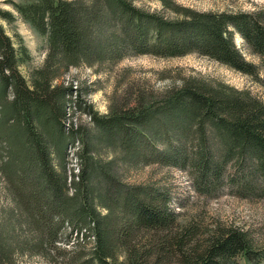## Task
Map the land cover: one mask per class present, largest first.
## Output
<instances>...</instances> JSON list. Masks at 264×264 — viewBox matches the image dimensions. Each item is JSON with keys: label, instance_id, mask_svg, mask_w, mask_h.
Segmentation results:
<instances>
[{"label": "trees", "instance_id": "trees-1", "mask_svg": "<svg viewBox=\"0 0 264 264\" xmlns=\"http://www.w3.org/2000/svg\"><path fill=\"white\" fill-rule=\"evenodd\" d=\"M159 2L161 10L133 0L13 2L19 17L45 37L43 61L29 80L20 71L30 58L27 49L0 23V171L9 204L0 208V264H12L18 251L51 264H238L242 254L254 259L245 230L218 226L197 235L190 225L175 227L163 190L120 182L110 161L101 164L90 153L94 142L116 144L129 161L191 167L203 186L226 178L251 190L254 173L264 170V100L223 81L193 77L160 93L138 88L130 106L100 115L80 98V89L61 80L80 65L189 53L259 79L264 5L201 11L175 0ZM0 19L15 16L0 8ZM236 37L258 63L247 59ZM71 106L89 117L91 136L72 121L65 125ZM74 142L81 144L75 152L79 171L69 181L66 149ZM230 166L234 172L224 174ZM24 223L31 230L26 236ZM88 236L93 245L82 251L78 239Z\"/></svg>", "mask_w": 264, "mask_h": 264}, {"label": "rangeland", "instance_id": "rangeland-1", "mask_svg": "<svg viewBox=\"0 0 264 264\" xmlns=\"http://www.w3.org/2000/svg\"><path fill=\"white\" fill-rule=\"evenodd\" d=\"M26 0H0V8L10 10L15 16L11 22L0 19L7 34L17 45H24L30 58L20 65V71L29 80L31 70L40 66L45 55V37L38 33L29 23L23 21L13 8V2ZM178 4L201 11L249 10L255 5H264V0H175ZM133 2L149 10H161L159 0H133ZM236 44L242 49L247 59L258 63L259 60L250 54L245 44L236 37ZM204 78L223 81L239 89H247L256 97L264 100V69L261 68L259 79L235 71L217 61L189 53L176 57H157L150 54L127 56L114 65H95L88 67L80 65L68 70L61 80L80 89L81 99L91 105L98 114H107L112 108L123 109L132 104L138 88L157 93L170 87H177L188 78ZM127 105V106H126ZM70 115V116H69ZM65 125L71 121L74 127H82L83 131L93 134L89 117L71 106ZM118 142V141H117ZM92 154L97 161H110V173L120 182L130 187L149 185L163 190L170 198V209L176 215L175 227H194L197 235L210 232L218 226H236L246 231L252 251L253 260H248L243 254L237 257L238 264H264V170L254 173L252 189L234 187L223 178L211 186H203L196 181L191 167L178 168L157 162H140V159L129 161L122 155L116 144L94 142ZM81 144L74 142L66 149V169L68 180L76 177L78 161L76 150ZM82 149V148H81ZM151 155L150 151H147ZM153 155V154H152ZM140 158V157H139ZM152 158V157H151ZM131 160V159H130ZM234 172L233 167L224 169V174ZM241 179V178H240ZM241 182V181H239ZM8 204L5 180L0 171V208ZM101 212L106 209L99 207ZM1 217V214H0ZM17 224H21L18 223ZM20 226V225H19ZM24 236L31 234L30 227L24 223ZM73 237H75L73 235ZM83 238V240H82ZM79 238L80 250L87 252L92 247V236ZM145 239V235L141 238ZM74 242H76L74 240ZM63 244L61 247H69ZM119 254V252H118ZM12 264H51L38 255L14 254ZM121 258V257H120Z\"/></svg>", "mask_w": 264, "mask_h": 264}]
</instances>
